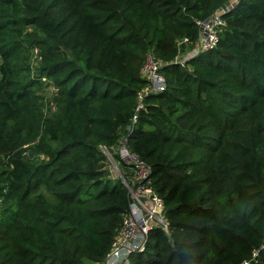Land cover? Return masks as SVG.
Returning <instances> with one entry per match:
<instances>
[{
  "label": "trees",
  "instance_id": "1",
  "mask_svg": "<svg viewBox=\"0 0 264 264\" xmlns=\"http://www.w3.org/2000/svg\"><path fill=\"white\" fill-rule=\"evenodd\" d=\"M148 53L163 88L126 128ZM122 135L167 222L125 264H264V0H0V264H103L129 198L99 147Z\"/></svg>",
  "mask_w": 264,
  "mask_h": 264
},
{
  "label": "built area",
  "instance_id": "2",
  "mask_svg": "<svg viewBox=\"0 0 264 264\" xmlns=\"http://www.w3.org/2000/svg\"><path fill=\"white\" fill-rule=\"evenodd\" d=\"M223 9L224 7L218 8L207 17L194 21L196 38L191 48L183 52V57L179 59L181 64L193 52L207 50L215 46L217 32L224 24L220 15ZM186 41V38L177 40V45ZM35 52L36 50L34 49L33 53L35 54ZM160 65L161 61L158 58L150 53L145 55L139 68V75L147 79L148 84L138 93L136 104L133 107L131 116L128 118L126 128H129L130 124L135 120L138 110L142 107L140 102L141 95L156 92L163 88V79L158 71ZM48 90L50 95H53L56 88L50 85ZM99 149L105 159L108 158L114 166L119 162L124 168L121 171L119 180L129 198L126 212L111 242V248L104 264H125L128 252L142 249L147 233L151 228L158 227L164 232L167 231L163 203L150 185L147 164L128 148L125 136H120L115 146L109 149L100 146ZM241 264H248V262L243 260Z\"/></svg>",
  "mask_w": 264,
  "mask_h": 264
},
{
  "label": "rangeland",
  "instance_id": "3",
  "mask_svg": "<svg viewBox=\"0 0 264 264\" xmlns=\"http://www.w3.org/2000/svg\"><path fill=\"white\" fill-rule=\"evenodd\" d=\"M33 56H35L34 53H32L31 58H33ZM37 94H40L41 96H43L44 100H46V101L50 97V91L48 90L47 86L43 87L40 91H37ZM44 109L50 110L49 105L45 104ZM106 159L108 160V158H106ZM107 160H105V170L107 171L109 177L119 178L121 171H123L122 169H124V168L122 167V165L119 162L116 163V166H114L111 161H109V160L107 161ZM104 262H105V260H104ZM104 262H103V264H104Z\"/></svg>",
  "mask_w": 264,
  "mask_h": 264
}]
</instances>
